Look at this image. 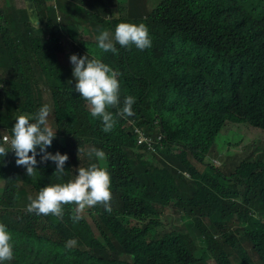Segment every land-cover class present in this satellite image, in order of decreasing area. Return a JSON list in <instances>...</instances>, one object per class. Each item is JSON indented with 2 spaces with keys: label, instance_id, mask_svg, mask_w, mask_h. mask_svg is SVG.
<instances>
[{
  "label": "clouds",
  "instance_id": "1",
  "mask_svg": "<svg viewBox=\"0 0 264 264\" xmlns=\"http://www.w3.org/2000/svg\"><path fill=\"white\" fill-rule=\"evenodd\" d=\"M163 1L0 0V178L10 169L35 175L42 154L51 176L26 210L86 221L89 232L63 246L77 264H164L142 242L159 256H185L174 264H264V81L252 33L230 24L188 41L158 11ZM47 21L62 47L27 68L24 46ZM118 51L127 67L152 70V81L125 93L120 72L101 59ZM231 77L243 88L231 89ZM195 95L218 116L188 128L199 109L186 133L170 135V99ZM117 146L123 176L122 158L109 157ZM11 241L0 223V264L13 259Z\"/></svg>",
  "mask_w": 264,
  "mask_h": 264
},
{
  "label": "trees",
  "instance_id": "2",
  "mask_svg": "<svg viewBox=\"0 0 264 264\" xmlns=\"http://www.w3.org/2000/svg\"><path fill=\"white\" fill-rule=\"evenodd\" d=\"M182 8L188 11L191 17H182L178 14V9ZM164 16L179 22L182 37L188 41L195 38L199 33L205 34V30H217V27L227 28L231 25H238L246 29L247 33H252L253 47L257 53V65L259 80L264 81V34L259 30L264 29V0H164L158 7ZM55 19V16H51ZM155 20H153L154 22ZM58 25L54 21H47L39 28V34L33 36L24 46L29 54L25 65L31 68L35 64L45 65L49 56H54L55 51L61 49V39L58 37L60 32L55 31ZM223 30V29H222ZM75 34V33H74ZM220 35L225 38L223 31ZM4 37V36H3ZM77 39L76 36L73 38ZM78 44V42H77ZM120 54L103 55L101 59L112 69L120 72L121 81L125 93H132L140 85L148 84L152 81L154 72L145 69L142 66L127 67L126 63L120 61ZM37 76L31 74L28 79H34ZM47 78L48 76H44ZM204 81V79H203ZM231 89L240 90L242 84L234 77L229 78ZM208 85V83H204ZM202 87L209 95L219 91L218 85L204 87L202 84H190ZM233 91V90H231ZM215 104L211 100L200 95L191 98L175 99L169 101V110L174 114V118L169 122L166 129L170 135L186 133L184 121L193 112L201 110L200 114L192 115L187 123L188 128H192L203 120L217 117ZM217 106V105H215ZM218 107V106H217ZM74 122L78 121L76 116H67ZM125 143H132V139L127 137ZM114 142L118 143L117 139ZM118 145V144H117ZM113 145L110 146L112 148ZM118 147V146H117ZM125 147H118V152L110 155V161L122 158L123 169L120 176H123L127 159L124 154ZM41 155L36 159V174L29 177L26 174V168L22 172L9 170L8 178H0V223H3L12 236L13 259L5 261L3 264H77L78 256L73 255L70 261L67 255H64V248L67 241L75 239L78 241L83 233H88L84 219L73 222L71 212L63 210V216L58 218L53 215L44 216L45 219L37 218L27 212V205L30 203L29 197L36 190L42 188L44 179L51 176L45 171L43 162H40ZM46 177V178H45ZM52 181V179H50ZM9 181V182H8ZM139 182H131L129 187L138 186ZM121 182H116L118 188ZM34 196H32L33 198ZM264 229V223L260 226ZM48 231H52L49 233ZM91 242L92 237L87 238ZM142 251L146 256L158 257L164 264H174V261L184 260L185 256L177 252L167 253V256H159L154 249L146 246L144 242L141 245ZM110 264H128L118 260L117 257L109 259ZM202 264H206L203 262Z\"/></svg>",
  "mask_w": 264,
  "mask_h": 264
},
{
  "label": "rangeland",
  "instance_id": "3",
  "mask_svg": "<svg viewBox=\"0 0 264 264\" xmlns=\"http://www.w3.org/2000/svg\"><path fill=\"white\" fill-rule=\"evenodd\" d=\"M62 34H63L64 40H65L64 45H66L67 42H69V39H68L69 37H68L67 31L63 30Z\"/></svg>",
  "mask_w": 264,
  "mask_h": 264
}]
</instances>
